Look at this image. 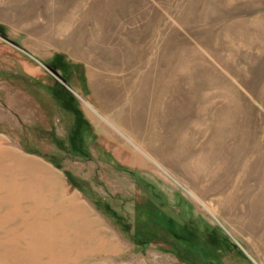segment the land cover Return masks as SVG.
<instances>
[{
  "label": "rangeland",
  "instance_id": "rangeland-1",
  "mask_svg": "<svg viewBox=\"0 0 264 264\" xmlns=\"http://www.w3.org/2000/svg\"><path fill=\"white\" fill-rule=\"evenodd\" d=\"M0 264H264V0H0Z\"/></svg>",
  "mask_w": 264,
  "mask_h": 264
},
{
  "label": "bare ground",
  "instance_id": "bare-ground-1",
  "mask_svg": "<svg viewBox=\"0 0 264 264\" xmlns=\"http://www.w3.org/2000/svg\"><path fill=\"white\" fill-rule=\"evenodd\" d=\"M134 145L138 146L135 143H134ZM141 148L142 147L140 146V149ZM86 223L87 224L84 223V225H87V228H86V226L85 227L83 226V229L86 230L85 231L86 233L84 232V235H82L80 232H77L78 226L74 227V228L71 227V225H73L75 223H70L68 220H66L64 218L61 219L60 221L56 220L54 222V225L56 226L57 229L60 228V229H58V231L61 230V233H57L56 236H61L63 238V240L61 242L62 243L61 246L63 248H65L66 250H69V251H72L73 249H79L80 251H84V253L86 251L88 253V252H91L94 250H98L99 248H100V250L106 252V251H110L112 248L116 247V244L114 243V241L109 237V235L105 232V230L100 226V224L97 220L89 219L88 221H86ZM87 229H89L90 232L87 231ZM95 233L98 234L99 236L93 235ZM80 235H82L83 242L86 243L87 248L84 246V243L79 244L78 238ZM40 238L42 240V237H40ZM75 238H77V240H76V243L74 244ZM24 239H26V238L24 237ZM28 245H29V243H28Z\"/></svg>",
  "mask_w": 264,
  "mask_h": 264
}]
</instances>
